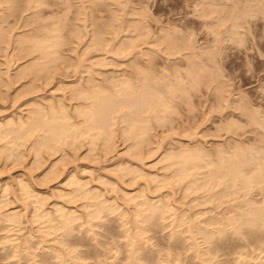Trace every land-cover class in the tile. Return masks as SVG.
I'll return each mask as SVG.
<instances>
[{
    "label": "rangeland",
    "instance_id": "obj_1",
    "mask_svg": "<svg viewBox=\"0 0 264 264\" xmlns=\"http://www.w3.org/2000/svg\"><path fill=\"white\" fill-rule=\"evenodd\" d=\"M212 1H214V2H212ZM221 1H222V3H221ZM234 1H236L235 7L238 8L237 9V13H238V10L240 11L241 9H240V5L238 6L237 4H240L239 1L244 3L245 0H234ZM234 1L233 0H230V1L229 0H220V1H218V0H46L45 4H41L40 6H33L32 5V7H29L28 9L23 7L24 3L22 4V1L20 3L17 2L16 3L17 5L14 4L15 6L13 5L12 6L13 8L9 7V9H8V7L6 8V4L5 5H3L4 3L1 4L6 8L5 11L8 10L7 12L4 11V13L8 14L10 12L9 11L10 8L12 10L13 9H16V10L13 11L12 16H9L12 20L11 21L9 18L10 22L13 23V24L10 23V25H13V28L11 26V28L13 29V32H10L9 28L7 27V29H5V33H4L6 35L8 30H9L10 34L13 33V35L11 34L12 35L11 37H9V35H7L11 39V40L8 39V41L10 40V43L7 42L8 46L6 47L5 43L2 44L3 43L2 41H4V40L0 41V42H2V43H0L1 44L0 48L3 46V49H5L4 52H6L4 54L3 52L0 51V62L2 61L0 63V65H1L0 69L2 68V70H3L6 68L5 67L6 63L3 61V60H5V57L10 55L11 52L16 51V53H19L18 52L19 47H17V49L15 50V47L18 46L19 44L17 45L16 43H13L15 45L14 46L11 43L12 38L15 36V34H17L19 37V33H21V32H23V33H24V31H25V33L30 32L31 36L29 35V37H31V39H33L32 37L35 34H38V32H39L38 36H42L41 33H45V32H43V28H44V30L48 29L47 32L50 31V33H51L52 29H54V30L56 29L55 33H56L57 37H55L56 41L54 40L55 42L53 43L52 47L54 48V45H57V46L54 48V50L56 52L54 54L53 53L49 54V55H52L51 57H53V59L51 57H49L50 59H48V61H47L48 64H46L47 66H44L43 69L41 68V70L38 68V71H36L35 73H33V71H31V73H29V76H27L25 78H19L18 82H15V85L13 84V87H11L9 90H7V92L5 94L0 92L2 94V95L0 94L1 95L0 96V120H5L6 117H11V116L14 119H18L19 118L18 116L25 119L24 117H25L28 109H30L32 106H34L33 104L35 102L40 101V104L42 102L41 105H43V106H44V104L49 105L48 103H50L51 106L53 104L52 107L55 106L54 109L56 108L57 110H58V107H60V105L63 104L62 108L64 107V109H66V111L67 110L69 111L68 115L70 116L72 114V116H70V117L73 120H71V118H70V120L74 123V126H75V124H76V112H75L74 108L76 107V102L78 103V102H81V100L83 101V98H79L81 100H79V99L77 100V98H75L76 92L73 93V94H75V96L73 95L74 98L72 97L71 92L76 90V88H75L76 84H82L84 82H86L85 84H89L87 82V80H88V77H90L91 81L93 78H95V79H93V82L95 80V82H97V83H94V85L96 84V87H99L101 84H104L106 82L108 83L107 80L110 79L112 76L118 77L120 74H127V76L133 74V78L132 77L131 78L133 79V81H136V79L138 80V79H140V77L136 76V78H134V76H135L134 74L141 75L143 71H148V70L151 72V73L148 72V74L150 73L151 77L154 74L156 76L158 75V76H160L159 79L160 78L162 79V77H163L165 82L166 81L169 82L168 80H170V82H172L171 80L176 78L179 80L178 82L182 81L181 83L183 84L184 82L187 81V79H186L187 77H185V71L187 70V68H188V71L189 70L191 71V68L189 69V64H190V62H192V60L197 61L195 64L196 67L194 68L195 71H197V70L199 71V69H197L199 66L197 63L200 62V71L198 72V74L201 71L202 72L205 71L204 68L201 67V65L204 63V59L207 55L206 49H207V51L209 50V56L211 55L210 53H212V56L209 57L207 55V58L205 59V65L206 66L205 65L204 66H205V68L207 67V64H206V61H207L208 66L210 67V71L213 74H210V76L208 78H207V76H205V77H206V79H210L211 75L213 76V78L217 77L218 81H217V79H215V81H217L216 84L219 83V86H217V89L222 85V87H221L222 89L220 88L221 89L220 93L222 92V90H224V89L225 90L223 91V93H221V96L216 95L218 91L217 90L215 91V89H216L215 81L210 82V80H209L210 83L205 82V79L202 76L200 78L204 79V82H203L199 78L200 75L197 77L199 79H197V78L196 79L194 78V79L197 80L198 82L201 81L202 84L200 82L198 87H197V85L194 86L196 88L193 87V85L195 83L194 84L191 83V85L193 84L192 85L193 88L187 85V87H189V89L187 91H189V92L188 93L186 92V95H184L185 93L180 92L182 89L180 91L177 89L175 92H177L176 95L178 97L173 99V95L175 96V94H174L175 92H174L173 95L171 96L172 98L170 101V103L171 102L174 104L176 103L175 104L176 108L173 106L175 111L172 108L171 110L173 112H171L170 109L169 110L166 109V111L163 112V114H165L168 111H170L167 114H165V115L169 114L168 116L171 118L170 121L168 122L167 117H165L166 119H164V115L161 116L162 113H160L161 118H163V124H162V120L160 121L161 124H158L159 121L157 122V120L155 119L156 120V122H155L154 117L151 116L152 119L149 118L151 120V123L149 122V125L151 124L152 126H150V130L148 127L146 128V131L148 132V134L146 132V135L149 137V143L147 144L148 138H147V142H146V139H143V141H142V139L140 138L139 141H141L142 143L145 142L144 143L145 145L143 144V146L141 144H138L139 145L138 148H140V151H139V149H136V148L132 149L131 147H130L131 150H129L130 148L128 145H130L132 143L131 142L132 140L130 141V139H131L130 137H128L130 139H127V138L124 139V136H122L120 134V132H121L120 125L122 123L119 124L118 121L117 122L115 121L114 123H112L113 128L115 126V129L112 130V135H111L112 140H111V137L109 138V141H108V139L105 140L103 138V140L101 142L100 139L102 138V136H100L98 138L96 137L95 143H93L94 140L92 142L94 145L93 144L90 145L91 141H89L88 135H87V137H84V138H83V135H81L82 139H79L77 142H76V140H77L76 135L72 136V137H75V138H73L74 140L72 138H70V136H71L70 135L69 138H68V136L67 137L64 136L62 141L56 140L57 144H55L56 141L52 140L51 142H54L55 146H53L54 144H52V143H51V145H50V143H48L49 145L47 144L45 147L42 146V147H44L43 149L41 147V150L40 149L35 150L33 147L30 148L31 147L30 144H31L33 139H28L29 141L27 140V138H32L34 136V135H30V137L28 136L27 138H25L24 139L25 141H23V142H22L23 139H21L22 145L17 144V149L15 148V150L17 152L14 151L15 154L17 153L16 156L14 155V156L8 157V155H6L7 154L6 150L4 149L5 150L4 152L6 154H3V151L1 150L2 154H0V195H1L0 199L1 200H7V201H5L4 203L0 202L2 205L4 204L0 208V212L4 213L5 211L6 212H8L10 210L15 211L18 209L17 212H19V215L21 216L20 217L21 218L20 219L21 224L19 223V226H21V228H19L18 225H16V228H15V225H13V226L9 225V227L11 226L12 228L9 229L8 231H7V228H4V230L3 229L0 230V232L3 235L7 234V233H11L10 238L13 239L12 241H13L14 245H16V243L18 244V242L20 243V244H18V247L15 246V250L17 249V251L15 252L16 255L10 258L11 261L7 260V259H2V260H0V262H1L0 264H15V263L16 264H32V263L33 264L34 263L35 264L36 263L37 264L38 263L39 264H46L47 262L49 264H60L59 258L62 259L61 260L62 264H68V262H69V264H78V263L79 264H81V263L82 264H92V263L93 264H110V263L111 264L112 263L113 264H132V259H134L133 255L136 258V260L135 259L133 260V262L135 261L133 264H157V262H158V264H161L160 261H162V264L163 263L167 264V263H165L166 261L164 262V259L166 257H167L166 258L167 262H169L168 264H171L172 261H173L172 264H177V261H178L177 256L178 255H179L178 256L179 260L181 261V262L178 261V264H204L205 259H206V258L202 259L205 256L204 251H205V253L207 251V253H208V254L206 253L207 256L211 255V257L205 256V257H207L205 264H219V262H220V264H222V263L227 264L226 259L230 260V258L235 256V254H232V253H231L232 255L231 254L229 255V253H228L229 256L228 257L226 256L227 255L226 252L229 251V249L233 245L234 241H235L234 242L235 244L240 243L242 245L243 248L238 246L239 250L245 249V247H246L247 251H245V252H248L249 251L248 248L249 249H250V247L252 248L253 244L250 245V242L249 241L247 242L246 236H242L244 234H241V233L237 234V233L232 232V230H230V232H229L230 234H227L229 230H224L223 231L224 233L221 232V234L223 233V235H220V233H219V235H218L219 237H218L217 236L218 233H217L215 236H213L212 237L213 240H211L212 241L211 242L207 239L206 240L204 239V237L202 235L203 232H201V230H197L198 229L197 226H196V228H197L196 229L194 224L192 225V223L191 224H188V223H189V219H191L190 222L193 221L195 223V220L198 221V218H200V219L205 218V219H207V222H208L209 218H211V217L212 218H218L219 216L225 214V212L228 215L227 211H229V209H230L228 207L231 206V208H232V205L234 204L233 201L235 203L238 202L239 197H240L239 202L240 203L242 202V205H243L244 199H247V198L253 200L257 196L256 200H259V198H261L262 194L259 190L258 191L256 190L257 188L255 190L252 189L253 190L252 192L251 191H249V193L247 192L248 196H247V193L243 194V193H241V191H239L241 194L237 193L236 197L237 196H239V197L238 198L234 197L235 198L234 200L233 199L231 200V196L233 198L232 194H231V196H230V194L224 196L223 197L224 199L221 197L219 200V198H217V196L219 197V192L218 193L215 192V195L211 194L212 197L210 195L208 197L207 193L208 194H210V193L208 191L206 192V190H207L206 186L203 187V186H200L197 184V186L195 185L197 187V188L195 187L196 190H195V188H193L192 191H191V189L187 190V185L185 186L184 182H188L187 181L188 179H186V177L190 178V176L184 177L185 179L181 178L182 180L180 179L179 182H177L175 180H174V182L172 181L175 178V176H173L175 173L174 167L175 168L177 167L176 163L178 160L175 159V161H176L175 163L173 161H174V158H177V157L174 156L173 161L169 160L170 162L166 161L167 158H165V156H163L165 158V160L162 159V155H165L164 152H166L168 154L170 152L173 155V153L176 154V151H178L180 153V151H181L180 149H182V151H183V149H189V147H190V149L192 147H193L192 149H199L200 148L203 151L206 149L205 152H207V153H208L207 150H209V153H211V156H213L217 152L218 147H224V149L229 151V149L231 150L233 148V146H235L236 143H239L238 147L239 146L241 147V145H242V146H245V148L248 147V149L250 150V148H253L254 147L253 145L254 144L256 145L258 142L257 139H256L257 142H255V139H253V138H257V136L259 137V134L257 135L258 132H256V126L255 125L253 126L251 122H250L251 123L250 124L246 120L247 119L246 115L244 114L245 115L244 116L243 113L240 112L241 109L237 108V106L235 108V104L239 100V101H241L240 103L247 105L248 108H250L249 106H251V107L253 106V107H255V108L252 107L253 109L257 108V110H259L261 108L260 111L264 110V94H263L264 93V49H263L264 48V25H263V21H262V19H264V17L261 16V14H260L261 11H262V13L264 12V10H263L264 7L261 4L264 0H259V2L262 1L260 3L262 10H260V13H258L259 15L257 13H254V14H256V16L255 15L251 16L252 11L250 13L248 12L250 10H248V11L246 10L247 12L245 11L246 13L250 14V18H249V15L248 16L245 15L246 13L244 12V10L248 8V6L246 8V6H245L246 3L243 5L241 3V8L243 6L245 7V9L242 8L241 14H242V12H244L243 15H245V17L247 18L246 20H248L249 22L244 20L241 17L242 21H243L241 23L240 22L241 18L239 17V24L240 23L242 24V27H240V28L237 26L238 32L240 30L242 31L241 36L238 34L239 38H241L239 40V44H238V46L240 45L239 47H237L238 40L236 41V39H235V38H238V36L237 35H236L237 37H235V35L232 36L233 33H232V31H230L231 36H232V39H231L229 29H228V27H226V26H229V24H231V22L229 23L228 20H231L235 16L234 15L235 12L231 11L234 16L231 15L232 16V17L230 16L231 18L230 17L227 18L228 16L226 14V12H227L226 7L228 6L229 8L233 9V7L231 6L230 3L233 2L232 4H234ZM252 1L253 0H249V2L254 3V5H255V2L258 4V5H255L257 7V10L261 9V8H259L260 6H259V3L257 2L258 0H256L255 2H252ZM223 2H224V4H223ZM246 2H248V1H246ZM18 4L20 5V7ZM210 4H211V7L209 6ZM217 4L220 5L219 6L220 9L224 5V7H223L224 9L222 8L224 11L221 13H223L224 17L226 14L227 17H225V18L227 19V21L223 17V15H221L219 13V17L221 15L222 18H224V20L226 21L225 22L223 20L224 26L221 22L219 24L217 23V18H218L217 15H218V12H220V10H218L219 8H218ZM226 4H227V6H226ZM212 5L213 6L215 5V9H214V7H212ZM247 5H248V3H247ZM204 7L206 8V10ZM235 7L233 10H235ZM254 7H253V9H254ZM256 7H255V9H256ZM200 8H202V9H200ZM203 8L206 11V15L203 12L204 11ZM212 8H213L214 12L211 10ZM200 10H201V12H200ZM209 10L211 12H209ZM228 11H230V9ZM256 12H259V11H256ZM237 13H236V16H237ZM9 14H12V12H10ZM26 14H28V15L26 16ZM39 15H40V17L43 16L42 17L43 20H41L42 25H43V22H45V21H46V26L49 25L47 27V29H45L46 26L41 25ZM36 16H38V17H36ZM254 16H255V18H254ZM23 17H25L26 20ZM260 17H261V19H260ZM27 18H29V21L27 20ZM237 18H238V16H237ZM24 20H25V23L27 22L25 24V26H23ZM220 21H222V20H220ZM110 22H112V23H110ZM39 23L43 28L39 27ZM94 23H96V24L98 23V25L101 24V27L104 24L106 26L109 24V27L107 26L108 27L107 30H105L104 27L101 28V30L102 29L105 30L104 33H103L104 30L102 31V34H104L103 35L104 38H102L103 36H101L102 41L98 40V42L99 41L101 42V45L99 42V43H97L96 47H93L95 44L93 46L91 45V42H92L91 36L94 34L92 28H94V26H96ZM244 23H246V25H244ZM247 23H248V27H249L248 30H246L247 29L246 28ZM76 24L79 25V26H77V30H78V27H80L79 29L81 30V31L78 30L79 31L78 33L75 31ZM213 24L215 25L217 30L215 29ZM207 25L209 27L211 26V28L208 27L209 28L208 29ZM133 27H135V28H133ZM225 27H226V29H225ZM38 28L39 29L41 28L42 30L41 29L38 30ZM98 28H100V27L98 26ZM223 28L226 30L227 34L229 32V35H228V36H230L229 38H228L226 32H224ZM244 28H246V29H244ZM210 29L212 30L214 35H211L212 32L210 34ZM213 29H215V30H213ZM94 30H95V28H94ZM138 30H140L141 33L138 34ZM207 30H209V32ZM40 31H41V33H40ZM249 31L251 34H249ZM214 32H217V33H214ZM242 33H243V35H242ZM7 34H9V33H7ZM163 34H166L167 36H171V39L169 38V42H172V43H173L172 39L174 40V35L177 38L174 41V43L177 44L176 49L174 51H173V49L175 48V46L173 48V44L171 45L172 50H170V48L167 49V42L164 43L163 41L162 42L159 41V40H161V38H162L161 35H163ZM43 35H45V34H43ZM219 36L221 37L220 39H218ZM222 36L224 37L223 38L224 40L222 39ZM182 37L184 39L185 44L187 41L188 46L190 45V48L187 46H186L187 48H184V46L182 47L181 44L184 43V42L182 43V41L180 40V38H182ZM225 37H226V39H225ZM21 38L23 39V36H21ZM21 38H20V40H21ZM37 38H39V37H37ZM158 38H160V39L157 40ZM165 38L167 40V37L164 36V41H165ZM14 39H16V38L14 37L13 40ZM178 39H179V43H177ZM221 39H222V42L220 41ZM103 40L106 41L105 44H104ZM131 40L133 42V44L131 43V46L133 49L128 48V49L120 52L119 51L120 45H124V44L127 45L125 42L130 43ZM241 40H243V42ZM18 41H16V42H18ZM19 42L21 43L22 41H19ZM217 42H218V44L221 42L220 43L221 45L218 46ZM193 43H194V45H193ZM98 44L101 47L98 46ZM168 47H169V45H168ZM210 47H211V49L213 48V51L215 49V51L214 52L210 51ZM53 48H51V49H53ZM1 50H2V48H1ZM48 50H50V48ZM203 52H204V54H203ZM2 53H3V55H2ZM16 53L11 54V55H13V57L11 56L12 60L8 56V59L10 58L8 60V64L11 65V66L9 65L10 68H8V69H9V72H11V73L15 72L20 67V65L23 64L24 62L26 63L28 60L32 61V59H34V57L38 54L36 52V50H34L30 53H29V51L26 52V50H25V53L23 51V53L21 52V53L17 54L20 56L19 58H17ZM200 53H201V56H199ZM6 54H8V55H6ZM197 54H199V55H197ZM202 56H205V57H202ZM208 57L210 58V61H213V62L210 63ZM35 59H34V62L37 61V56L35 57ZM245 59H246V62H245ZM199 60H202V61H199ZM31 61H30V66L32 67L33 66L32 64H35V63L31 64ZM3 62L5 63V66L2 65ZM9 62H11V63H9ZM38 66H39L38 64L37 65L35 64L32 68L35 70V68H37ZM192 66L194 67V64ZM192 66H190V67H192ZM212 66H213V69H211ZM192 71H193V69H192ZM195 71H193V73ZM205 73H206V71L204 72V74ZM209 73L210 72L207 70L206 74H209ZM32 74H35L33 79H31ZM36 74H38V75H36ZM186 74H187V72H186ZM193 75H195V73ZM214 75H216V77ZM156 76H154V77H156ZM195 76H197V75H195ZM114 77H113V79H114ZM29 78H30V81H28ZM90 78H89V82H90ZM161 79H160V81H161ZM110 81H111V79L109 80V85H110ZM219 81L221 82V85H220ZM24 82H26V83H24ZM76 82H78V83H76ZM162 82L164 83V81H162ZM174 82H176V80L175 81L173 80V83ZM198 82L196 84H198ZM163 83H162V85H163ZM203 83L205 85H203ZM208 83H209V85H208ZM90 84H91V82H90ZM92 84L90 86H93ZM188 84L190 85V82ZM206 84H207V86H206ZM21 85H23L24 87H22V90L21 89L18 90V87H20ZM109 85L105 84L104 86H109ZM162 85L160 86L161 88H162ZM84 86H86V85H84ZM261 86L263 87L262 89H261ZM72 87H74L73 90H72ZM93 87H95V86H93ZM4 91H6V89H4L2 92H4ZM179 92L182 93L184 96H182V95L179 96ZM219 97H221V98L224 97V98L222 99V101H220L221 99H219ZM216 98L219 99V101H217V102H221L220 106L218 103H217L218 106L216 105ZM242 98H243L244 102H242V100H241ZM226 99H227V101H226ZM43 101H46V102H43ZM52 101H53V103H52ZM245 101H246V103H245ZM227 102L228 103L230 102V104H228ZM30 103H32L31 104L32 106H29ZM226 104L228 106H226ZM46 105H45V109L47 108V110H49V112H51L50 111L51 108L48 109V106H46ZM50 105H49V107H51ZM56 105H57V107H56ZM171 106H172V104H171ZM49 112H48V114H49ZM28 114H29V112H28ZM117 114H119V112H117ZM116 120H118V119L116 118ZM164 120H166V121H164ZM227 121L228 122L232 121L233 124L236 123L239 126L238 125L236 126L235 124H234V126H233V124L230 126L231 123L228 124ZM112 124H111V127H112ZM147 125H148V123H147ZM72 126H73V124H72ZM235 127H236V129H235ZM257 129L259 130L260 134L264 130V129L262 130V128L261 129L257 128ZM114 130H115V132H114ZM39 133H41V132H39ZM149 133H150V135H149ZM255 135H257V136H255ZM81 136H80V138H81ZM84 136H86V135H84ZM261 136H264V135L261 134ZM144 137H146V136H144ZM150 137H151V139H150ZM66 138H68V139H66ZM78 138H79V136H78ZM260 138L262 139V137H260ZM98 139H99V141H98ZM30 140H31V142H30ZM70 140H71V142H70ZM59 142L61 143V145L59 144L60 146L58 145ZM103 142L104 143L106 142L107 144H103ZM110 142H111V146L109 145ZM76 143H78L77 147H76ZM18 145L21 146L20 149L18 148L19 147ZM140 145H141V147H140ZM90 148H91V152H90ZM87 149L89 150V152H87L88 151ZM215 149H216V151H215ZM141 150H143V151H141ZM18 151L21 152V154H19ZM36 151H38L37 154H35ZM130 151H133V153ZM126 152L128 154L130 153V155H127ZM138 152H139V156L141 159L138 157ZM133 154H135L134 157H133ZM168 154H166V155H168ZM4 155L6 157H3ZM169 158H170V156H169ZM171 162L173 163L172 165H171ZM120 163H123V164L120 165ZM125 165L126 166L128 165V167L130 166L129 167L130 169L133 168L132 169L133 171L131 170V172L128 173L127 171L130 170L128 167L124 170ZM164 165H165V167H164ZM131 166H133V167H131ZM134 166L136 168H139V171L141 170V173L138 172L139 174L137 173V170H136L135 175L133 174L135 177L130 175V174H132V172H134V169H135ZM121 167H123V169L120 171L118 168H121ZM169 168H170V170H169ZM170 171H172V172H170ZM200 171L202 172V170H200ZM204 171H203V173H204ZM166 173H167V175H166ZM154 175H155V177H154ZM160 175L162 177L164 176L163 179H161ZM201 175H202V173H201ZM152 176H153V178H151ZM132 177L134 179H132ZM167 177L169 179H167ZM139 178H142V179H139ZM68 179L71 182V184H70V182H69V184L67 183ZM72 179H74V182ZM77 179L80 181V183L81 182L84 183L83 184L84 187L86 185V187L89 188L88 189L89 195L91 192L89 190L91 189V187H93L91 189L92 192L96 191L94 193V195L96 194L99 196L97 201L94 202V200L97 197H95V199L91 195L88 197V193H87L83 197H85V198L87 197L86 200H88V202H86V203H91V201H92V203L86 204L85 198H83V199L79 198L80 196L82 197V195H80V194H82L81 191H83V189L79 190L80 194H78V196H76V191L74 188L76 187ZM87 180H88V182H87ZM158 180L160 183H158ZM170 180H171V182H170ZM20 182H22V184H23V182H24V184L26 183L25 187L31 189V190L30 189L28 190V193L33 191V193H32L33 196H31L32 194L31 195L28 194L26 189L24 190V192L26 191L25 194H27L28 197H27V195L19 192L20 189L18 190L17 186L20 187V184H19ZM144 182H146V184ZM198 183H199V180H198ZM71 185H74V187ZM83 185H82V188H84ZM198 186H199V188H198ZM159 187H161V188H159ZM185 187H186V189H185ZM202 187H203V189H202ZM4 188H7L6 191ZM87 188H86V190H87ZM200 188H201V190H200ZM72 189H73V191H72ZM183 189H184V191L182 192ZM214 189H215V191H218L216 189H219V187H216ZM98 191H99V194H98ZM84 192H85V189H84ZM128 192L131 195H129ZM138 192H139V194H138ZM211 192H213V191H211ZM250 192H251V194H250ZM168 193H170V194H168ZM140 194H142L141 198H140ZM161 194H163V196H161ZM2 195L4 197H2ZM40 195H42V197ZM135 195H136V197H135ZM144 195H146V196H144ZM165 195H166V198L168 197L167 202L169 199L168 210L166 209L167 208V205H166L167 202H166V204H162L164 206L166 205V208L164 206H161V207H164L161 209L164 211L160 212V216L157 213L158 214V215H156V216H158L157 220H156V218H152V216H150V218L146 217V222H143V221H145V215L148 213H147V211H146V214L144 212V210L146 208L145 209L143 208V211H139L138 205L140 207L142 205H143V207H145V206H147V201H148V204H150L151 200H152V204L154 203L156 205H159L160 201L157 202L158 199H161V203H163L165 201V199H164ZM5 196L7 199L5 198ZM34 196L35 197L38 196V198L39 197L42 198L41 201L37 200L38 203H39V201L42 202V203H40V204H42V207L40 206V204H38L36 202V205L38 204L39 205L38 208H40V209H38V211L41 212L42 216L44 215V213H42L44 211L47 212V214L45 212V216L49 215L48 216L49 218H51L50 214H51V216L54 215L55 218L50 219V221L52 223L51 227L48 225V223H50L49 220H47V219L46 220H43V219L39 220L38 219L41 216L40 217L38 216L39 212L36 213V210L34 207L35 204L31 203L32 201H34L33 203H35L36 199L35 200L30 199ZM213 196L214 197L216 196L214 198V200H213ZM243 196L245 198L242 201ZM253 196H255V197H253ZM90 197L93 200L91 199L89 201L88 198H90ZM162 197H163V199H162ZM201 197L204 199H202ZM146 198H147V201H143ZM208 198H210V199H208ZM228 198H230V200ZM211 199H212V202H211ZM216 199H217V201H216ZM227 199H228V202H226ZM100 200L104 201L103 206L104 205L107 206V204L109 203L111 209L107 210L106 208L108 206L107 207L104 206L103 207L104 211H103V209L101 207L100 209H102V211H100V216H99V214H96L98 219L97 218L94 219L95 216H93L90 213L92 216V218H91L92 221H91V219H89L90 214L88 215L87 212H93L95 210L98 202H100ZM137 200L139 202H141V201L146 202L145 206H144V203L142 205L138 204L139 202ZM203 200H205V201L203 202ZM134 201H136L137 203L135 204ZM215 201H216V203H214ZM220 201L224 202V204ZM125 202H127V203H125ZM132 202L134 203L133 204L134 206L136 205L135 208H138L137 210L140 212L139 216H138L137 211L135 213H137L138 220H139V218H141L142 224H140L138 220H137V222L139 224L138 223H137V225L135 224L136 219L134 218L133 214L136 216V214L134 213V211L136 209L132 205ZM217 202H218V204H217ZM83 203H85V205H83ZM93 203H95V204H93ZM228 203H229V205H228ZM1 204H0V206H1ZM173 204H175V205H173ZM31 205H32V207H31ZM237 205L239 208L240 204L237 203ZM242 205H240V208L245 207L244 205L243 206ZM60 206H62L64 209H66V211L63 210L64 212L62 213V210H61L62 207H60ZM93 206H95V207H93ZM101 206H102V203H101ZM172 206H173V208H172ZM225 206L228 209H226ZM33 207H34L35 213L37 214L38 217H36L34 215V218H33L32 214H35V213H33V211H34ZM56 207L61 208L60 212L62 214L67 212L69 209L72 210L71 213L68 212L71 215V219L67 218V219H69L70 227H71L72 217L74 216V214L72 216V212L77 213V215L75 214V216H76L75 221L76 222H74V226H73V221H72L71 229L73 228L72 229L73 232L71 230V235L68 234V233H70V229L68 230V233H67L68 228H66V225H64V228H66V230H64V232H63V230H62L63 227L61 225L62 223L60 222V220L62 219L61 218L62 215L59 216L60 215L59 211H57V214H54V213H56ZM85 207H86V209H85ZM170 207H171V209H170ZM187 207H190V210ZM88 208H90L91 210L90 209L87 210ZM234 208H236V207L234 206ZM54 209H55V211H54ZM84 209H85V211H84ZM140 209L142 210V207ZM121 210H123V211H121ZM146 210H148V209H146ZM188 210H189V212H188ZM107 211H109V212H107ZM125 211L128 212V214L125 213ZM210 211L212 214H209ZM20 212H21V214H22V212H24L22 214L23 216L20 214ZM48 212H49V214H48ZM85 212L89 216V218L86 216ZM199 212H201V213H199ZM161 213H163L162 216H161ZM183 213H184V215H182ZM94 214H95V212H94ZM117 214H119V215H117ZM124 214H125V216H124ZM169 215H170V217H169ZM171 215H173V216L171 217ZM63 216L67 217L66 215H63ZM131 216H133V218ZM153 216H155V215H153ZM178 216H180V219L182 217L183 220L181 222H179L180 220L178 221V219H177ZM183 216L185 217V220H184ZM64 217H63V221H64ZM193 217L194 218L198 217V218L194 220ZM170 218H171V220H170ZM133 219H135V220H133ZM161 219H162V221H161ZM200 219H199L198 223L196 221V225L199 224L198 226H201L203 221L206 223L205 219L203 221H202V219L201 220ZM141 220H140V222H141ZM86 221H87V223H86ZM156 221H158V223ZM66 222H67V220H66ZM88 222H89V224H88ZM160 222H161V224H160ZM186 222H187V224H186ZM39 223L40 224L42 223L45 226L42 224L39 225ZM51 223H50V225H51ZM98 224H99V226H98ZM174 224L176 225V227ZM179 224L181 225V227L179 226ZM79 225H80V227H79ZM138 225H140V227ZM184 225H186V227H187V225L194 226L195 231L193 230L194 228L191 227V231L193 230L192 232H193L194 236H192L193 234L191 233V231L189 232V230L188 231L186 230ZM202 225L204 226V224H202ZM206 225H207V223H206ZM56 226H57V228H56ZM42 227H43V229H42ZM207 227H210V225L208 224ZM38 228H41L42 230L38 229ZM139 228H141V229H139ZM88 229H90V230H88ZM172 229H173V231H172ZM196 230L199 231V233L196 232ZM15 231H16V233H15ZM136 231L139 233V234H137V236L138 235H140V236H138V237L136 235L134 236L135 238L133 239L134 240L133 242L136 244H133V246L134 247L138 246L137 249H139V250H137L136 248H135L136 249L135 250L134 247L132 245H130L133 243L131 241V238H130V243L127 242V240H129V237H131L130 234H132V236H133V234ZM213 231H215V230H213ZM178 232H179V234H178ZM184 233H186V234H184ZM2 234H0V235L3 236ZM176 234H178L179 236ZM189 234H192L191 236H189L190 238L188 237ZM16 235L18 236V238ZM69 235H70V237H69ZM125 235H127V236H125ZM172 235H173V237H172ZM175 235H176V237H175ZM226 235H227L228 243L225 240ZM1 236H0V255H2L4 257L5 253L8 250L6 248H3L2 243L4 242V240L1 241V239H2ZM15 236H16V238H15ZM141 236H142V238H141ZM237 236H238V239L232 240V242H231V239H233L234 237L236 238ZM124 237H125V240H124ZM126 237H127V240H126ZM186 237H188V238H186ZM196 237L198 239H196ZM229 237H231V238H229ZM63 238H64V240H63ZM136 238H138V239H136ZM192 238L195 240V241L193 240L195 242V245H193L194 242L192 241ZM217 238H219V240ZM24 239H26V240L28 239V241L25 242L26 240H24ZM178 239H182V240L178 241ZM229 239H230V242H229ZM201 240H202V242H201ZM245 240H246V242H245ZM23 241H24L25 246L27 248L29 246V249H27V248L23 249L22 248V246L24 245ZM95 241L97 242V244ZM224 241H225V245H223ZM63 242H66V243L63 244ZM218 242L219 243L222 242V243H220V244H222L221 247H223V246H225V247L222 249ZM55 243H56V245H55ZM207 243H209V245ZM210 243H211V246H210ZM106 244H107V246H106ZM196 244H197V246H196ZM216 244H217V247H216ZM110 245H111V248H110ZM247 245H248V248H247ZM52 246H53V248H52ZM129 246L130 247L132 246L133 249L130 248ZM180 246L182 247L181 249H180ZM196 247L199 249H197ZM210 247L211 248L213 247L212 251H210L211 250ZM238 247L235 249L238 250ZM47 248H49V250ZM189 248H192V249H189ZM186 249H187V251H186ZM214 249H215V252H214ZM220 249H222V250H220ZM225 249H226V252H225ZM255 249H257V248H255ZM24 250H25V252L27 250V252L25 254H24ZM50 250H51V252H50ZM112 250H114V251H112ZM181 250L182 251L184 250L185 252L184 251L181 252ZM199 250H201V254H200V252H197ZM254 250H253V252H255V253L253 255L257 254V257H256L257 260L254 261L253 258H252L253 261L246 259L247 261L245 264H253V262L255 264H257V263L258 264H264V262H263L264 258L262 256L263 252L261 254V251H259V249L255 250V251ZM20 251H21V254H20ZM71 251H72V253H71ZM135 251H137L136 254H135ZM173 251H174V254H173ZM222 251H223V253H222ZM256 251H258V252H256ZM69 252H70V254L68 257L67 253H69ZM110 252H112V253H110ZM130 252H132V253H130ZM242 252H244V251H242ZM253 252H249L248 254H251V257H252ZM106 253H107V255H106ZM62 254H63V256H62ZM248 254L245 255V257L248 256ZM259 254L261 255V257ZM17 255H18V257H17ZM137 255H138V257H137ZM142 255L146 256L147 262L144 261V260H146L145 258L142 259L143 258ZM175 255H176V258H175ZM198 255H199V257H198ZM2 256H0V257H2ZM54 256H55V258H54ZM65 256H66V258H65ZM161 256H163V257H161ZM193 256H194V258H193ZM196 256H197V258H196ZM70 257H73L74 263H72ZM96 257H98V259ZM200 257H201V259H200ZM217 257L220 259H218ZM33 258L35 260H33ZM129 258L131 259L130 263H129V261H130ZM161 258H162V260H160ZM223 258H224V261H223ZM260 258H262V259H260ZM16 259H17V262H16ZM168 259H170V261H168ZM172 259H174V260H172ZM208 259H209V261H208ZM212 259H214V260H212ZM67 260H68V262H66ZM141 260H143V261H141ZM148 260H150V261H148ZM156 260H157V262H156ZM158 260H160V261H158ZM244 260H245V258H244ZM211 261H213V262L211 263Z\"/></svg>",
    "mask_w": 264,
    "mask_h": 264
},
{
    "label": "bare ground",
    "instance_id": "obj_2",
    "mask_svg": "<svg viewBox=\"0 0 264 264\" xmlns=\"http://www.w3.org/2000/svg\"><path fill=\"white\" fill-rule=\"evenodd\" d=\"M22 1V4H23V7L24 8H26V9H28L29 7H32V5L33 6H40L41 4H45V2H46V0L44 1V0H0V5L1 4H3V5H5L6 4V8L8 7V9H9V7H11V8H13L12 6L15 4V5H17L16 3L17 2H21ZM218 1H220V0H218ZM230 1V0H229ZM234 1V0H233ZM246 1H248V2H246ZM256 0H253L252 2H255ZM212 2H214V1H212ZM217 2V1H216ZM226 2V1H225ZM258 3H259V6H260V3L262 2V1H260L259 2V0L257 1ZM211 3V2H210ZM218 3V2H217ZM221 3H222V1H221ZM233 2H231L230 4H231V6L233 7V9H234V7H235V3H236V1H234V4H232ZM239 3L240 4H237L238 6L240 5V11L238 10V13H237V9L238 8H236L235 7V10H233L232 8H229L228 6H227V4H226V10H227V12H226V14H227V16H226V14H225V17H227V18H229L231 15H233V13L232 12H235V16L231 19V20H228L229 21V23L231 22V24H229V26H226V27H228V29H229V32L230 31H232V33H233V35L232 36H234L235 35V37H237L238 36V38H235L236 39V41L238 40V43H237V47H239L238 46V44H239V40L241 39V38H239V35L241 36V30L238 32V28H237V26L240 28V27H242V18L244 19V20H246L247 18L245 17V15H249V18H250V14H248V13H246L248 10H250V11H248L249 13L252 11V13H251V16H253V15H255L256 16V14H254V13H260V10H262V7L260 6H258L259 8H261V9H258L257 10V7L255 6V5H258L256 2H255V5H254V3H250L249 2V0H245L244 1V3H242V2H240L239 1ZM241 3H242V5L243 4H245V6H246V8H247V6H248V8L247 9H245V7L243 6L242 8L243 9H245L244 10V12L246 13L245 15H243V13L244 12H242V14H241V11H242V8H241ZM247 3H248V5H247ZM264 1L261 3L262 4V6L264 7ZM213 4V3H212ZM223 4H224V2H223ZM250 4V5H249ZM252 4V5H251ZM3 5H1L0 6V41L1 40H4V41H2V42H0V43H2V44H4L5 43V45H6V47L8 46L7 45V42H9L10 43V38L9 37H11L12 35H13V33H11L10 34V32H13V25H10V23L11 24H13L12 22H10V20H11V18L9 17V16H12L13 15V11H15L16 9H11L10 8V12H12V14H7V13H4V11L6 10V8L3 6ZM10 5V6H9ZM14 5V6H15ZM19 5V4H18ZM25 5V6H24ZM216 5V4H215ZM215 5L213 6L212 5V7H214V9H215ZM218 5V4H217ZM22 6V5H21ZM210 7H211V4L209 5ZM219 6L220 5H218V8H219ZM250 6V7H249ZM256 7V9H255V7ZM19 7H20V5H19ZM22 7V8H23ZM203 7V6H202ZM223 7H224V5H223ZM222 7V8H223ZM253 7H254V9H253ZM17 8V7H16ZM205 8V7H204ZM204 8H203V10H204ZM218 9V10H220V12H218V18H217V23L219 24L220 22L223 24V26H224V22H223V20H224V15H223V13H221V12H223L224 10V8L223 9ZM200 9H202V8H200ZM230 9V11H228ZM232 9V10H231ZM12 10V11H11ZM205 10H206V8H205ZM203 11L204 12V14L206 15V11ZM213 12H214V10H213V8L211 9ZM259 11V12H256V11ZM264 10V9H263ZM8 11V10H7ZM7 11H5V12H7ZM216 11V10H215ZM232 11V12H231ZM255 11V12H254ZM200 12H201V10H200ZM202 12V13H203ZM209 12H211L210 10H209ZM231 12V13H230ZM219 13L221 14V15H223V17L224 18H222V16L220 15V17H219ZM230 13V14H229ZM236 13H237V16H238V18H237V16H236ZM229 14V15H228ZM261 16H263L264 17V12L262 13V11H261ZM28 14H26V16H27ZM36 15V14H35ZM259 15V14H258ZM25 16V17H26ZM255 16H254V18H255ZM25 17H23L25 20H26V18ZM36 17H38V16H36ZM43 17V16H42ZM42 17H40V15H39V18H40V23H41V25H42V22H41V20H43V18ZM232 17V16H231ZM230 17V18H231ZM239 17L241 18L240 19V24H239ZM245 17V18H244ZM9 18H10V20H9ZM45 18V17H44ZM252 18V17H251ZM219 19V20H218ZM226 19V18H225ZM237 19V20H236ZM260 19H261V17H260ZM25 20H24V25L23 26H25V24L27 23H25ZM27 20L29 21V18H27ZM220 20H222V21H220ZM12 21V20H11ZM225 21V20H224ZM226 21H227V19H226ZM225 21V22H226ZM246 21H248V20H246ZM245 21V22H246ZM262 21H263V25H264V19H262ZM249 22V21H248ZM40 23H39V27H42V26H46V21L45 22H43V25L41 26L40 25ZM110 23H112V22H110ZM214 23V22H213ZM216 23V24H217ZM96 26H94V28H95V30H94V28H92V30H93V35L91 36V40H92V42H91V45L93 46L94 44V46L93 47H96L97 46V43H99L98 42V40H101L102 41V39H101V36H103L104 34H102V31L105 29V30H107V28L109 27V24L106 26L105 24L101 27V24L100 25H98V23L96 24V23H94ZM107 24V23H106ZM215 24V23H214ZM213 24V25H214ZM217 24V25H218ZM227 24V25H228ZM212 25V26H213ZM216 25V26H217ZM221 25V24H220ZM240 25V26H239ZM244 25H246V23H244ZM11 26H12V28H11ZM49 25H47L46 27H45V29H47V27H48ZM77 26H79V25H77L76 24V26H75V31L78 33L79 31H81L79 28L80 27H78V30H77ZM98 26L100 27V28H98ZM206 26V25H205ZM7 27L9 28V30H10V32H9V30L7 31V33H9V34H7L6 33V35L4 34L5 33V29H7ZM97 27V28H96ZM104 27V29H102L101 30V28H103ZM106 27V28H105ZM113 27V26H112ZM137 27V26H136ZM209 26L207 25V28H208ZM214 27H215V25H214ZM213 27V28H214ZM226 27H225V29H226ZM43 28V27H42ZM133 28H135V27H133ZM209 28H211V26L209 27ZM208 28V29H209ZM231 28V29H230ZM247 28V29H246ZM246 28H244V29H246V30H248V23H247V27ZM263 28V27H262ZM41 29V28H40ZM39 28H38V30H40ZM139 29V28H138ZM215 29H216V27H215ZM215 29H213V30H215ZM224 29V28H223ZM224 29V32H226V30ZM42 30V29H41ZM50 30V29H49ZM53 30V31H52ZM51 30V33H50V31L49 32H47L48 31V29L47 30H44V28H43V32H45V33H41V31H40V33H41V35L42 36H38V34H39V32H38V34H35L32 38L33 39H31V37H29V35L31 36V33L29 32H26L25 33V31H24V33L23 32H21V33H19V37L21 38V36H23V39L21 38V40H20V38L18 37V35L17 34H15V38L16 39H14L13 40V38H12V45H14L13 43H16L18 46H16L15 47V50L17 49V47H19L18 48V52L19 53H23V51H24V53H25V50H26V52H28L29 51V53L30 52H32V51H34V50H36V52L38 53L36 56H37V61H35L34 62V59H35V57H34V59H32V61L31 60H28L26 63L24 62L23 64H21L20 65V67L15 71V72H13V73H11V72H9V69L8 68H10L9 67V65L10 64H8V60L11 58V56L13 57V55H11V54H15L16 53V51L15 52H11V54L10 55H8V54H6V55H8L10 58L8 59V56L7 57H5V60H3L5 63H6V66H5V63L3 64L2 63V65H4L5 67V69H3L2 70V68L0 69V92L1 93H6L7 92V90H9L11 87H13V84L15 85V82H18V79L19 78H25V77H27V76H29V73H31V71H33V73H35L36 71H38V68L41 70V68L43 69V67L44 66H47L46 64H48V59H50L49 57H51L52 55H49V54H51V53H55L56 51L54 50V48L57 46V45H54V48L52 47L53 46V43L56 41L55 40V37H57V35H56V29L54 30V29H52ZM105 30L103 31V33L105 32ZM217 30V29H216ZM243 30V29H242ZM27 31V30H26ZM74 31V32H75ZM140 30H138V34L139 33H141V31L139 32ZM208 32H209V30H207ZM211 32H212V30L210 29V34H211ZM218 32V31H217ZM217 32H214V33H217ZM229 32H228V34H227V32H226V34H227V36L229 35ZM263 32V31H262ZM220 33V32H219ZM223 33V32H222ZM43 34H45V35H43ZM167 34V33H166ZM166 34H163V35H161L162 36V38H161V40H159L160 38H158L157 40H159V41H163L164 43H166L167 42V49H169L170 48V50H172L171 48H172V44H173V48H174V46H175V48L173 49V51L176 49V46H177V44H175L174 43V41H175V39H177L176 37H175V35H174V40L172 39V41H173V43L172 42H169V38L171 39V36H167ZM170 34V33H169ZM168 34V35H169ZM224 34V33H223ZM239 34V35H238ZM249 34H251L250 33V31H249ZM248 34V35H249ZM7 35H9V37L7 36ZM211 35H214L213 34V32H212V34ZM222 35V34H221ZM225 35V34H224ZM237 35V36H236ZM242 35H243V33H242ZM263 35V34H262ZM7 38H6V37ZM39 37V38H37V37ZM164 36H166L167 37V40H166V38H165V41H164ZM226 36V37H227ZM230 36H231V32H230ZM230 36H228V38L230 37ZM232 36H231V39H232ZM261 36V35H260ZM259 36V37H260ZM226 37H225V39H226ZM243 37V36H242ZM252 37V36H251ZM6 38V39H5ZM102 38H104V36L102 37ZM213 38V37H212ZM221 37L219 36L218 37V39H220ZM224 37L222 36V39H223ZM227 38V39H228ZM8 39H10L9 41H8ZM183 39V37L182 38H180V40L182 41V43L184 42V39ZM217 39V38H216ZM222 39L220 40L221 42H222ZM22 41L21 43L19 42V41ZM55 40V41H54ZM105 40V39H104ZM103 40V42H104V44L106 43V41H104ZM186 40V39H185ZM215 40V39H214ZM224 40V39H223ZM14 41V42H13ZM16 41H18V42H16ZM129 41V40H128ZM171 41V40H170ZM180 41V42H181ZM242 42H243V40H241ZM248 41V40H247ZM169 42V43H168ZM189 42V41H188ZM216 42V41H215ZM219 42V41H218ZM218 42H217V45L219 46V45H221L220 43L218 44ZM224 42V41H223ZM127 45H125L124 43V45H120V47H119V51L120 52H122V51H124V50H126V49H128V48H130V49H133L132 48V46H131V43L133 44V42H132V40H131V42L130 43H127V42H125ZM171 43V44H170ZM177 43H179V39H178V41H177ZM234 43V42H233ZM103 44V45H104ZM175 44V45H174ZM181 44V43H180ZM179 44V45H180ZM100 45H101V42H100ZM99 44H98V46H100ZM168 45H169V47H168ZM182 45V47L184 46V48H187V47H189L190 48V45L188 46V43H187V41H186V44H185V42L183 43V44H181ZM193 45H194V43H193ZM0 46H1V44H0ZM11 46V45H10ZM15 46V45H14ZM105 46V45H104ZM187 46V47H186ZM101 47V46H100ZM103 47V46H102ZM1 48H2V50H1ZM0 48V51L1 52H3L4 54L6 53V52H4V50L5 49H3V46ZM13 48V47H12ZM50 48V50H48ZM51 48H53V49H51ZM8 49V48H7ZM247 49V48H246ZM264 49V48H263ZM10 50V49H9ZM13 50V49H12ZM23 50V51H22ZM7 51V50H6ZM53 51V52H52ZM201 51V50H200ZM204 51V50H203ZM210 51H212V52H214L215 51V49H214V51H213V48L211 49V47H210ZM3 53H2V55H3ZM19 53H16V55L17 54H19ZM218 53V52H217ZM27 54V53H26ZM191 54V53H190ZM203 54H204V52H203ZM206 54L209 56V50L207 51V49H206ZM211 55L210 56H212V53H210ZM197 55H199V54H197ZM207 55H206V57L205 56H202V57H205V59L207 58ZM215 55V54H214ZM199 56H201V53H200V55ZM209 56V57H210ZM4 57V56H3ZM2 57V58H3ZM17 58H19L20 56L19 55H17L16 56ZM208 57V58H209ZM52 59H53V57H51ZM205 59H204V63L201 65V67H203L204 68V70L206 71V73H207V70L210 72L209 74H204V72H200L199 74H198V72L200 71V62L199 63H197L199 66H198V68L197 69H199V71L197 70V71H195V67H196V62L197 61H195V60H192V62H190V64H189V69L191 68V71L189 72L188 71V68H187V70L185 71V77H187L186 79H187V83L186 82H184L183 84L181 83L182 81H180V82H178L179 80L178 79H173L174 81L176 80V82H174L173 83V80H171L172 82H170V80H168L169 82H165V80H164V78L162 77V79H161V81H160V79H159V77L160 76H156L155 74L151 77V75H150V71L148 70V71H143L142 72V74L141 75H139V74H134L135 76H134V78H136V76L138 77H140V79H136V81H133V74L132 75H129V76H127V74H120L118 77L116 76V77H114V76H112L110 79H111V81H110V85H109V80L110 79H108L107 81H108V83L106 82V83H104V84H101L99 87H96V84L94 85V83H97V82H95V80H94V82H93V79H95V78H93L92 79V81H91V78L90 77H88V80H87V82L90 84V82H91V84L93 85V86H95V87H93V86H90L89 84H85L86 82H84V83H82V84H76L75 85V88H76V90H74V91H72L71 93H72V97L74 98V96H75V94H73V93H75L76 92V97L75 98H77V100L79 99V98H83V101L81 100V99H79V100H81V102H76V107L74 108L75 109V112H76V124H75V126H74V123L71 121V120H73L70 116H72V114L69 116L68 114H69V111L67 112L66 111V109H64V107L62 108V105L63 104H61L60 105V107H58V110L55 108L54 109V107H52L53 106V101H52V106L50 105V103H48L51 107H49V105H46V104H44V106L43 105H41L42 104V102H41V104H40V101H38V102H35L33 105L34 106H32L31 104L32 103H30V105L29 106H32L30 109H28V111H27V113H26V115H25V119H23V118H21L20 116H18L19 118L18 119H14V118H12V116L11 117H6V119L5 120H0V154H2V151H3V154H6V155H8V157H11V156H16L17 155V153L15 154L14 153V151L15 152H17L16 150H15V148L17 149V144H21V139H23L22 140V142L23 141H25L24 139L25 138H27L28 136L30 137V135H34L32 138H27V140L28 139H33L32 140V142H31V140H30V142H31V147L30 148H34L35 150H38V149H40L41 150V147L42 146H46L48 143H50V145H51V143L52 144H54V142H51L52 140H54V141H62V139H63V137L65 136V137H67L68 136V138H69V136H70V138H75V137H72V136H75L76 135V138H77V140H76V142L79 140V139H82V136L81 135H83V138L84 137H87V135H88V137H89V141H91V144L90 145H92L93 143H95V140H96V137L98 138V137H100V136H102V138L100 139V141L102 142V140H103V138L106 140V139H108V141H109V138L111 137V135H112V130L113 129H115V126H114V128H113V124L112 123H114L115 121L117 122H119V124H121L120 125V130H121V132H120V134L122 135V136H124V139L125 138H127V139H130V141L132 142H130L131 144L130 145H128L129 146V148L131 147L132 149L134 148H136V149H139V151H140V148H138L139 147V145L138 144H141L142 146H143V144L145 143V142H141V141H139L140 140V138L142 139V141H143V139H146V142H147V138H148V142H147V144L149 143V137L146 135V128L148 127L149 128V130H150V126H152L151 124L149 125V122L151 123V120L150 119H152V117H154V120L156 119L157 120V122H158V124H161L160 123V121L162 120V124H163V118H161V116H163L164 115V119H166L165 117H167V119H168V122L170 121V117L168 116V115H165V114H167L168 112H173L171 109L173 108V106L175 107V104L174 103H170V101H171V96L173 95V93L178 89L180 92H183V93H185L184 95H186V92L188 93L189 91H187L188 89H189V87H187V85L188 86H190V87H192V85H193V87L194 86H196L197 85V87H198V85L200 84V82L201 81H197V80H195L199 75V78L200 77H202L203 76V78L205 79V82H209V80H210V82L211 81H215V79H217V81H218V78L216 77V75H214L216 78H213V76L211 75V78L210 79H206V77L205 76H207V78L210 76V74H213L211 71H210V67L208 66V63H207V61H206V64H207V69L205 68ZM212 59V58H211ZM215 59V58H214ZM11 60H12V58H11ZM36 60V59H35ZM30 61H31V64L32 63H35L36 65L38 64L39 66L37 67V68H35V70L32 68L35 64H32L33 66L31 67L30 66ZM195 61V62H194ZM199 61H202V60H199ZM2 62V61H1ZM0 62V63H1ZM209 62L211 63V62H213V61H210V58H209ZM245 62H246V59H245ZM9 63H11V62H9ZM202 63V62H201ZM194 64V67L192 66ZM205 65V66H204ZM1 66V65H0ZM11 66V65H10ZM190 66H192V67H190ZM3 67V66H2ZM202 68V69H203ZM192 69H193V71H195L194 73H195V75H197V76H195V75H193L194 73H193V71H192ZM201 69V70H202ZM211 69H213V66L211 67ZM215 71V70H214ZM213 71V72H214ZM147 72V73H146ZM148 72H150L149 74H148ZM186 72H187V74H186ZM192 73V74H191ZM197 73V74H196ZM34 75L35 74H32V77H31V79H33V77H34ZM36 75H38V74H36ZM154 76H156V77H154ZM195 76V77H194ZM263 76V75H262ZM113 77H114V79H113ZM132 77V78H131ZM89 78H90V82H89ZM195 78V79H194ZM199 78H197V79H199ZM213 78V79H212ZM189 79V80H188ZM203 82H204V79H202V78H200ZM212 79V80H211ZM28 80V79H27ZM135 80V79H134ZM208 80V81H207ZM28 81H30V78H29V80ZM138 81V82H137ZM159 81V82H158ZM162 81H164V83L162 82ZM190 82V85L188 84L189 82ZM194 81V82H193ZM217 81H215V86H216V89H215V91L217 90L218 92H217V94L216 95H218V96H221V93H223V91L225 90H222V92L220 93V91H221V87H222V85H221V82H220V87L217 89V86H219V83L218 84H216V82ZM136 82V83H135ZM157 82V83H156ZM163 83V85H162V83ZM198 82V84H196ZM209 82V83H210ZM24 83H26V82H24ZM76 83H78V82H76ZM81 83V82H80ZM191 83H193L192 85H191ZM209 83H208V85H209ZM23 84V83H22ZM86 85V86H84V85ZM105 84H107V85H109V86H104ZM201 84H202V82H201ZM263 84V83H262ZM159 85V86H158ZM162 85V88L160 87ZM203 85H205L204 83H203ZM19 86V85H18ZM186 86V87H185ZM206 86H207V84H206ZM22 87H24L23 85H21L20 87H18V90L19 89H21L22 90ZM192 87V88H193ZM194 88H196V87H194ZM215 88V87H214ZM221 88V89H220ZM263 87L261 86V89H262ZM4 89H6V91H4V92H2ZM17 89V88H16ZM15 89V90H16ZM74 89V87H72V90ZM191 89V88H190ZM185 92H184V91ZM71 91V90H70ZM261 91V90H260ZM13 92V91H12ZM179 92V96L180 95H182V96H184L182 93H180ZM0 93V94H1ZM216 93V92H215ZM220 93V94H219ZM263 93V92H262ZM13 94V93H12ZM175 94V96L173 95V99L174 98H176V97H178L176 94H177V92H175L174 93ZM264 94V93H263ZM2 95V94H1ZM0 95V96H1ZM74 95V96H73ZM14 96V95H13ZM224 97H219V99H221L220 101H222V99H223ZM170 99V100H169ZM219 99L218 98H216V105L218 106V104H219V106H220V103L221 102H217V101H219ZM48 100V99H47ZM46 100V101H47ZM50 100V99H49ZM76 100V101H77ZM88 100V101H87ZM242 100V102H244L243 101V98L241 99ZM33 101V100H32ZM46 101H43V102H46ZM86 101V102H85ZM173 101V100H172ZM226 101H227V99H226ZM239 101V100H238ZM236 102V104H235V108H236V106H237V108H239V109H241L240 110V112H242L243 113V115L245 114L246 115V117H247V121L250 123H252V125L254 126H256V132H258L257 133V135L259 134V137L257 136V135H255V136H257V138H253V139H255V142H257L256 141V139L258 140V142H257V144L255 145H253L254 147L253 148H250V150L248 149V147H246L245 148V146H242L241 145V147L239 146L238 147V145H239V143H236L235 144V146H233V148L230 150L229 149V151L228 150H226V149H224V147H218V149H217V152L213 155V156H211V153H209V150H207L208 151V153L207 152H205L206 151V149L203 151V150H201L200 148L199 149H190V147H189V149H183V151H182V149H180L181 151H180V153L178 152V151H176V154L175 153H173V155H172V153H170L169 152V154L168 153H166V152H164L165 153V155H162V159H164L165 160V158H167V160L166 161H169V160H172L173 161V158H174V156L175 157H177V158H174V163L176 162L175 161V159H177L178 161H177V167L175 168L174 167V169H175V173H174V175L173 176H175V178L172 180L173 182H174V180L175 181H177V182H179L180 181V179L181 178H183V179H185L184 177H186V176H190V178H187L186 177V179H188L187 181L188 182H184L185 183V186L187 185V190H189V189H191V191L193 190V188H195L196 186H197V184L198 185H200V186H203V187H207V190H206V192L208 191L210 194H208L207 193V195H208V197H209V195L211 196V194L212 195H215V192L216 193H218L219 192V197L217 196V198H219V200H220V198L222 197H224V196H226V195H229L230 194V196H231V194L233 195V198H232V196H231V200L233 199H235L234 197H236V195H237V193H240L239 191H241V193H249V191H253V190H255L256 188V190L258 191H260L261 192V194H262V196H261V198H259V200H256V198H257V196H256V198L255 199H249V198H247V199H244L245 197L243 196V198H242V201H243V199H244V201H243V205L245 206V207H241L240 208V205H242V202L240 203L239 201H240V197L239 196H237L236 198H238L239 197V201L238 202H234L233 201V205H232V208H231V206H229L228 208H230L229 209V211H227L228 212V215H227V213L225 212V214H223V215H221V216H219L218 218H209L208 219V222H207V219H205L206 220V223H207V225H206V223L203 221L204 219L203 218H201L202 219V224H204V226L201 224V226H198V225H196V221L197 220H195V219H197L196 217L194 218V220H195V223L192 221V222H190V220L191 219H189V223L188 224H191L192 223V225L194 224V226H195V228H196V226H197V230H201V232H203L202 233V235H203V237H204V239L206 240H209V241H211V240H213L212 239V237L213 236H215L217 233V236L219 235V233H220V235H223V231L224 230H229L228 231V233L227 234H230L229 232H230V230H232V232H234V233H241V234H244V235H242V236H246V239H247V242L249 241L250 242V245L251 244H253V246H252V248L250 247V249L248 248V245H247V248H248V252H245V251H247L246 250V247H245V249H242V250H239V247H241V248H243L242 247V245L239 243V244H235L234 242H233V245L230 247V249H229V251H227L226 252V249H225V252L227 253V257L232 253V254H235V256L234 257H232V258H230V260H227L226 259V262H227V264H245L246 263V261L247 260H250V261H255V260H257L256 259V257H257V254L256 255H253L255 252H253V250L255 249V248H257V249H259V251H261V254H262V252H263V254H264V136H261V134L262 135H264V110L262 111H260V109L259 110H257V108L256 109H253V108H255V107H251V106H249L250 108H248L247 107V105H244L243 103H240L241 101H239V102ZM174 102V101H173ZM249 102V101H248ZM247 102V103H248ZM37 103V104H36ZM218 103V104H217ZM228 103V102H227ZM234 103V102H233ZM245 103H246V101H245ZM60 104V103H59ZM171 104H172V106H171ZM228 104H230V102L228 103ZM36 105V106H35ZM45 105L46 106H48V109L49 108H51L50 109V111L51 112H49V110H47V108L45 109ZM249 105V104H248ZM222 106V105H221ZM226 106H228L227 104H226ZM234 106V105H233ZM34 107V108H33ZM56 107H57V105H56ZM259 107V106H258ZM176 108V107H175ZM233 108V107H232ZM64 109V110H63ZM166 109H170V111H168L167 113H165V114H163V112H165L166 111ZM31 110V111H30ZM45 110V111H44ZM173 110H174V108H173ZM49 112V114H48V112ZM175 111V110H174ZM219 111V110H218ZM28 112H29V114H28ZM117 112H119V114H117ZM160 113H162L161 114V116H160ZM47 114V115H46ZM146 114V115H145ZM150 115V116H149ZM244 115V116H245ZM152 116V117H151ZM243 116V117H244ZM14 117V116H13ZM70 118H71V120H70ZM116 118L118 119V120H116ZM150 118V119H149ZM153 120V121H154ZM156 120H155V122H156ZM152 121V122H153ZM164 121H166V120H164ZM72 122V123H71ZM147 123H148V125H147ZM227 123L228 124H230V126L233 124L232 123V121H227ZM250 123V124H251ZM72 124H73V126H72ZM111 124H112V127H111ZM236 126L238 125V124H236V123H234ZM234 124H233V126H234ZM247 124V123H246ZM115 125V124H114ZM232 126V127H233ZM239 126V125H238ZM234 128V127H233ZM257 128H259V129H261L262 128V133L260 134L259 133V130L257 129ZM235 129H236V127H235ZM258 130V131H257ZM254 131V130H253ZM39 132H41V133H39ZM114 132H115V130H114ZM115 134V133H114ZM147 134H148V132H147ZM255 134V133H254ZM84 135H86V136H84ZM146 136V137H144V136ZM149 135H150V133H149ZM78 136H79V138H78ZM80 136H81V138H80ZM114 137V136H113ZM128 137H130V138H128ZM260 137H262V139L260 138ZM68 138H66V139H68ZM61 139V140H60ZM126 139V140H127ZM150 139H151V137H150ZM74 140V139H73ZM93 140H94V142H93ZM111 140H112V137H111ZM110 140V141H111ZM29 141V140H28ZM57 141H56V143L55 144H57ZM98 141H99V139H98ZM139 141V142H138ZM151 141V140H150ZM20 142V143H19ZM70 142H71V140H70ZM80 142V141H79ZM93 142V143H92ZM66 143V142H65ZM253 143V142H252ZM55 144L53 145V146H55ZM61 145V143L59 142L58 143V145ZM77 144L78 143H76V147H77ZM103 144H107L106 142L104 143L103 142ZM102 144V145H103ZM113 144V143H112ZM22 145V144H21ZM49 145V144H48ZM57 145V146H58ZM59 145V146H60ZM94 145V144H93ZM109 145L111 146V142L109 143ZM141 145H140V147H141ZM145 145V144H144ZM19 146V145H18ZM104 146V145H103ZM133 146V147H132ZM252 146V145H251ZM20 147L21 146H19L18 148L20 149ZM44 147H42V149L44 148ZM48 147V146H47ZM46 147V148H47ZM106 147V146H105ZM109 147V146H108ZM51 148V147H50ZM104 148V147H103ZM131 148L129 149V150H131ZM185 148V147H184ZM187 148V147H186ZM197 148V147H196ZM6 150V153L4 152L5 150ZM216 149H215V151H216ZM2 150V151H1ZM33 150V149H32ZM34 150V151H35ZM88 150V149H87ZM252 150V151H251ZM138 151V150H137ZM141 151H143V150H141ZM37 152L38 151H36L35 152V154H37ZM87 152H89V150L87 151ZM90 152H91V148H90ZM130 152H132L133 153V151H130ZM136 152V151H135ZM172 152V151H171ZM18 153L19 154H21V152H19L18 151ZM131 153V154H132ZM213 153V152H212ZM126 154L127 155H130V153L128 154L127 152H126ZM141 154V153H140ZM166 154H168V155H166ZM172 155V156H171ZM21 156V155H20ZM135 156V154H133V157ZM163 156H165V158L163 157ZM168 156V157H167ZM169 156H170V158H169ZM3 157H6L5 155L3 156ZM138 157L140 158V156H139V152H138ZM131 158V157H130ZM13 159V158H12ZM141 159V158H140ZM170 162V161H169ZM121 164H123V163H120V165ZM170 164V163H169ZM173 163L171 162V165H172ZM139 165V164H138ZM170 165V166H171ZM175 165V164H174ZM169 166V167H170ZM128 167V165L126 166L125 165V167H124V170L126 169ZM130 167V166H129ZM128 167V168H129ZM131 167H133V166H131ZM139 167V166H138ZM142 167V166H141ZM164 167H165V165H164ZM172 167V166H171ZM134 172H132V174H130V175H132L133 177H135L134 175H135V172H136V170H137V173L139 172V173H141V170L139 171V168H136L135 166H134ZM163 168V167H162ZM204 168V169H203ZM114 169V168H113ZM120 171L123 169V167H121V168H118ZM130 169V168H129ZM133 169V168H132ZM132 169H130V170H128L127 172L129 173V172H131V170ZM206 169V170H205ZM169 170H170V168H169ZM200 170H202V172L200 171ZM205 170V171H204ZM133 171V170H132ZM203 171H204V173H203ZM170 172H172V171H170ZM136 173V174H137ZM138 173V174H139ZM146 173V172H145ZM144 173V174H145ZM201 173H202V175H201ZM134 174V175H133ZM201 176H200V175ZM141 175V174H140ZM143 175V174H142ZM149 175V174H148ZM147 175V176H148ZM162 175V174H161ZM160 175V177H161V179H163V177ZM166 175H167V173H166ZM199 175V176H198ZM101 177V176H100ZM99 177V178H100ZM132 177V179H134ZM145 177V176H144ZM154 177H155V175H154ZM157 177V176H156ZM78 178V177H77ZM131 178V177H130ZM143 178V177H142ZM142 178H139V179H142ZM151 178H153V176L151 177ZM158 178V177H157ZM150 179V178H149ZM156 179V178H155ZM160 179V178H159ZM167 179H169L168 177H167ZM71 180V179H70ZM73 180V182H74V179H72ZM106 180V179H105ZM182 180V179H181ZM198 180H199V183H198ZM84 181V180H83ZM169 181V180H168ZM19 182V181H18ZM17 182V183H18ZM69 179H68V184H69ZM72 182V183H73ZM86 182V181H85ZM87 182H88V180H87ZM104 182V181H103ZM166 182V181H165ZM170 182H171V180H170ZM145 184H146V182H144ZM157 183V182H156ZM158 183H160L159 182V180H158ZM181 183V182H180ZM20 184V187L19 186H17L18 187V190L20 189V191L19 192H21V193H23V194H25L26 193V191L24 192V190L26 189L27 190V193H28V190L30 189V188H26L25 187V184H24V182H23V184H22V182H20L19 183ZM18 184V185H19ZM70 184H71V182H70ZM75 184V183H74ZM84 183L83 182H81L80 183V181L77 179V181H76V187L74 188L75 189V191H76V196H78V194H80L79 192V190H82L83 189V191H81V193L82 194H80V195H82V197L80 196L79 198H85V197H83L85 194H87L88 193V197L91 195V196H93L94 197V199H95V197H97L95 200H94V202L95 201H97V199L99 198V196L98 195H94V193L96 192H92V188L93 187H91V189L89 190V191H91L90 192V195H89V192H88V189L89 188H87L86 187V185H85V187L87 188V190H86V188L84 187V185H83ZM86 184V183H85ZM82 185H83V187L84 188H82ZM158 185V184H157ZM160 185V184H159ZM166 185V184H165ZM172 185V184H171ZM196 185V186H195ZM27 186V185H26ZM30 186V185H29ZM71 186H73L74 187V185H71ZM156 186V185H155ZM170 186V185H169ZM25 187V188H24ZM72 187V188H73ZM203 187H202V189H203ZM216 187H219V189H216V190H218V191H215V189L214 188H216ZM159 188H161V187H159ZM197 188V187H196ZM196 188H195V190H196ZM198 188H199V186H198ZM5 189V191H6V189L7 188H4ZM23 191H22V190ZM84 189H85V192H84ZM142 189V188H141ZM185 189H186V187H185ZM214 189V190H213ZM253 189V190H252ZM31 190V189H30ZM200 190H201V188H200ZM3 191V190H2ZM72 191H73V189H72ZM100 191V190H99ZM99 191H98V194H99ZM141 191V190H140ZM184 191V189L182 190V192ZM211 191H213V192H211ZM4 192V191H3ZM166 192V191H165ZM187 192V191H186ZM205 192V191H204ZM251 192H250V194H251ZM33 193V191L32 192H29L28 194H32ZM142 193V192H141ZM167 193V192H166ZM189 193V192H188ZM240 193V194H241ZM248 193H247V196H248ZM259 193V192H258ZM38 194V193H37ZM101 194V193H100ZM104 194V193H103ZM128 194L129 195H131L129 192H128ZM138 194H139V192H138ZM168 194H170V193H168ZM187 194V193H186ZM205 194V193H204ZM5 195V194H4ZM25 195H27V194H25ZM36 195V194H35ZM141 195L142 194H140V198H141ZM201 195V194H200ZM1 196V195H0ZM31 196H33V194L31 195ZM41 197H42V195H40ZM121 196V195H120ZM139 196V195H138ZM137 196V197H138ZM144 196H146V195H144ZM161 196H163V194H161ZM246 196V197H247ZM251 196V195H250ZM2 197H4L3 195H2ZM27 197H28V195H27ZM30 197V196H29ZM35 197V196H34ZM32 197V198H30V199H32V200H35L36 199V201H35V203H33L34 201H32L31 203L32 204H35V210H36V213L37 212H39V214H38V216L40 217V218H38L39 220L41 219H43V220H49V222L51 223V221H50V219H54L55 217H54V215L53 216H51V214H50V217L51 218H49L48 216L49 215H46L45 216V212L46 211H44V212H42V213H44V215L42 216V214H41V212L40 211H38V209H40V208H38V204H40V203H42V202H40L41 201V199L42 198H38V196L37 197ZM44 197V196H43ZM106 197V196H105ZM133 197V196H132ZM135 197H136V195H135ZM143 197V196H142ZM170 197V196H169ZM172 197V196H171ZM205 197V196H204ZM212 197V196H211ZM210 197V198H211ZM216 197V196H215ZM214 196H213V200H214V198H215ZM242 197V196H241ZM253 197H255V196H253ZM252 197V198H253ZM5 198H6V196H5ZM87 198V197H86ZM86 198H85V203L86 202H88V200H86ZM126 198V197H125ZM161 198V197H160ZM168 198V197H167ZM167 198H166V195H165V197H164V199H165V201L163 202V203H161V199H158V201L157 202H159V205H156V204H152V200H151V203L150 204H148V201H147V198L145 199V200H143V201H147V206H145V204H146V202H139L138 200V204H140V205H142L143 203H144V206L145 207H143V205L141 206L142 207V210L140 209L141 207L138 205V207H139V211H143V208L145 209H148V210H144V212H145V214H146V211H147V213L148 214H146L145 215V221H143V222H146V217L148 218H150V216H152V218H156V220H157V218H158V216H156V215H158L159 214V216H160V212H162V211H164V210H161L162 208H166V205H167V210H168V203H169V199H168V202H167ZM202 198V197H201ZM207 198V197H206ZM205 198V199H206ZM210 198H208V199H210ZM3 199V198H2ZM7 199V198H6ZM89 199V201L92 199L91 197L90 198H88ZM144 199V198H143ZM162 199H163V197H162ZM202 199H204V198H202ZM224 199V198H223ZM229 200H230V198H228ZM228 199L226 200V202H228ZM1 200V199H0ZM37 200H40L39 201V203L37 202ZM93 200V199H92ZM106 200V199H105ZM123 200V199H122ZM127 200V199H126ZM133 200V199H132ZM172 200V199H171ZM174 200V199H173ZM238 200V199H237ZM236 200V201H237ZM256 200V201H255ZM5 201H7V200H1L0 202H5ZM31 201V200H30ZM43 201V200H42ZM107 201V200H106ZM105 201V202H106ZM117 201V200H116ZM130 201V200H129ZM155 201V202H156ZM202 201V200H201ZM205 200H203V202H204ZM216 201H217V199H216ZM216 201L214 202V203H216ZM223 201V200H222ZM222 201H220V202H222ZM225 201V200H224ZM36 202L38 203L37 205H36ZM131 202V201H130ZM156 202V203H157ZM166 202H167V204H166ZM211 202H212V199H211ZM85 203H83V205H85ZM91 203H92V201H91ZM91 203H86V204H91ZM100 203V204H99ZM101 203H102V206H101ZM108 203V202H107ZM115 203V202H114ZM125 203H127V202H125ZM134 203L136 204L137 202L136 201H134ZM133 202H132V205L134 204ZM223 204H224V202H222ZM237 203L238 204H240L239 205V208H238V205H237ZM1 204V203H0ZM6 204V203H5ZM93 204H95V203H93ZM97 204V203H96ZM103 204H104V201H102V200H100V202H98V204H97V206H96V208H95V210L93 211V212H87L88 213V215L91 213L93 216H95V218L94 219H96L97 218V216H96V214H99V216H100V211H102V209H103V207L105 206H103ZM158 204V203H157ZM162 204H166L165 206L164 205H162ZM171 204V203H170ZM217 204H218V202H217ZM236 204V205H235ZM4 205V204H3ZM2 204H1V206H0V208L3 206ZM129 205V204H128ZM173 205H175V204H173ZM215 205V204H214ZM228 205H229V203H228ZM242 205V206H243ZM37 206V207H36ZM40 206L42 207V204H40ZM89 206V205H88ZM95 206H93V207H95ZM108 206V207H107ZM107 206H105V207H107L106 209L108 210H110L111 208H110V205H109V203L107 204ZM134 206V205H133ZM161 206H164V207H161ZM177 206V205H176ZM234 206L236 207V208H234ZM31 207H32V205H31ZM34 207H33V210H34ZM60 207H62V206H60ZM102 207V209H100ZM128 207V206H127ZM136 207V205L134 206V208ZM211 207V206H210ZM58 207H56V213H54V214H57V211H59V213H60V215L59 216H61L62 215V219L60 220V222L62 223H60L61 225H62V227H63V232H64V230H66V228H68L67 229V233H68V230L70 229V233H68V234H70L71 235V230L73 229H71V227H72V221H73V226H74V222H76L75 221V214L77 215V213H73L72 212V216H73V214H74V216L72 217V221H71V227H70V222H69V219H71V215H70V213H71V211L72 210H68L67 212H65L64 214H62L64 211L63 210H65L66 211V209H64L63 207H62V209L61 208H58ZM172 208H173V206H172ZM175 208V207H174ZM178 208V207H177ZM187 208H189V210H190V207H187ZM223 208V207H222ZM225 208L226 209H228L226 206H225ZM224 208V209H225ZM43 209V208H42ZM60 209L62 210V213L60 212ZM85 209H86V207H85ZM85 209H84V211H85ZM90 208H88L87 210H89ZM114 209V208H113ZM136 210L134 211V213L137 211V213H138V216H139V214H140V212L137 210L138 208H135ZM170 209H171V207H170ZM218 209V208H217ZM223 209V210H224ZM18 210V209H17ZM17 210H15V211H12V210H10V211H8V212H0V230H4V228H7V231L9 230V229H11L12 227L10 226L9 227V225H15V228H16V225H18L19 226V223L21 222L20 221V215H19V212H17ZM35 210L33 211V213H35ZM91 210V209H90ZM130 210V209H129ZM176 210V209H175ZM178 210V209H177ZM189 210H188V212H189ZM54 211H55V209H54ZM103 211H104V209H103ZM113 211V210H112ZM121 211H123V210H121ZM172 211V210H171ZM32 212V211H31ZM68 212H70V213H68ZM94 212H95V214H94ZM99 212V213H98ZM107 212H109V211H107ZM131 212V211H130ZM177 212V211H176ZM184 212V211H183ZM196 212V211H195ZM24 212H22V214H23ZM32 214L33 215V218H34V215L36 216V217H38L37 216V214ZM53 213V212H52ZM125 213H127L128 214V212H126L125 211ZM132 213V212H131ZM137 213H135L136 214V216L133 214V216H134V218L136 219V225H137V220H138V218H137ZM158 213V214H157ZM192 213V212H191ZM199 213H201V212H199ZM216 213V212H215ZM219 213V212H218ZM217 213V214H218ZM230 213V214H229ZM20 214H21V212H20ZM21 214V215H22ZM46 214H47V212H46ZM48 214H49V212H48ZM68 214V215H67ZM85 214H86V212H85ZM91 214H90V218H89V216L86 214V216L89 218V219H91L92 218V216H91ZM102 214V213H101ZM144 214V213H143ZM162 214L163 213H161V216H162ZM171 214V213H170ZM186 214V213H185ZM209 214H212L211 213V211H210V213ZM31 215V216H32ZM57 215V216H58ZM63 215H66L67 217H64ZM117 215H119V214H117ZM153 215H155V216H153ZM182 215H184V213L182 214ZM200 215V214H199ZM214 215V214H213ZM23 216V215H22ZM79 216V215H78ZM124 216H125V214H124ZM133 216H131L132 218H133ZM166 216V215H165ZM168 216V215H167ZM173 215H171V217H172ZM217 216V215H216ZM35 217V218H36ZM44 217V218H43ZM48 217V218H47ZM63 217H64V221H63ZM169 217H170V215H169ZM184 217V216H183ZM200 217V216H199ZM206 217V216H205ZM23 218V217H22ZM67 218H69V219H67ZM81 218V217H80ZM119 218V217H118ZM143 218V217H142ZM168 218V217H167ZM187 218V217H186ZM74 219V220H73ZM79 219V218H78ZM98 219V218H97ZM135 219H133V220H135ZM144 219V218H143ZM163 219V218H162ZM162 219H161V221H162ZM173 219V218H172ZM178 221L179 222H181L183 219H182V217H181V219H180V216H178ZM199 219L200 218H198V221H199ZM200 219V220H201ZM57 220V219H56ZM66 220H67V222H66ZM77 220V219H76ZM88 220V219H87ZM140 220H141V218H139V223L140 224H142V220H141V222H140ZM148 220V219H147ZM160 220V219H159ZM170 220H171V218H170ZM175 220V219H174ZM184 220H185V217H184ZM54 221V220H53ZM59 221V220H58ZM57 221V222H58ZM81 221V220H80ZM91 221H92V219H91ZM122 221V220H121ZM177 221V220H176ZM198 221H197V223H198ZM44 222V221H43ZM90 222V221H89ZM89 222H88V224H89ZM94 222V221H93ZM127 222V221H126ZM157 223H158V221H156ZM184 222V221H183ZM50 223H48V225L51 227L52 226V223H51V225H50ZM78 223V222H77ZM86 223H87V221H86ZM91 223V222H90ZM138 223V224H139ZM173 223V222H172ZM178 223V222H177ZM21 224V223H20ZM42 224V223H41ZM40 223H39V225H41ZM68 224V225H67ZM92 224V223H91ZM134 224V223H133ZM160 224H161V222H160ZM186 224H187V222H186ZM208 224L210 225V227H207L208 226ZM213 224V225H212ZM216 224V225H215ZM42 225H44V224H42ZM64 225H66V228H64ZM84 225V224H83ZM149 225V224H148ZM168 225V224H167ZM172 225V224H171ZM175 225V224H174ZM192 225H187V227H186V225H184V227L186 228V230L188 231L189 230V232L191 231V227L192 228H194V226H192ZM45 226V225H44ZM69 226V227H68ZM78 226V225H77ZM90 226V225H89ZM98 226H99V224H98ZM139 227H140V225H138ZM170 226V225H169ZM179 226L181 227V225L179 224ZM59 227V226H58ZM79 227H80V225H79ZM85 227V226H84ZM165 227V226H164ZM175 227H176V225H175ZM19 228H21V226H19ZM47 228V227H46ZM56 228H57V226H56ZM83 228V227H82ZM126 228V227H125ZM129 228V227H128ZM137 228V227H136ZM184 228V229H185ZM195 228L193 229L194 231H195ZM38 229H41V228H38ZM42 229H43V227H42ZM41 229V230H42ZM49 229V228H48ZM131 229V228H130ZM139 229H141V228H139ZM179 229V228H178ZM20 230V229H19ZM50 230V229H49ZM84 230V229H83ZM88 230H90V229H88ZM144 230V229H143ZM185 230V231H186ZM192 230V231H193ZM196 230V232H198L199 233V231H197ZM213 230H215V231H213ZM6 231V230H5ZM6 231V232H7ZM12 231V230H11ZM17 231V230H16ZM16 231H15V233H16ZM46 231V230H45ZM172 231H173V229H172ZM182 231V230H181ZM186 231V232H187ZM191 231V233L193 234V232ZM50 232V231H49ZM72 232H73V230H72ZM134 232V231H133ZM137 232V231H136ZM134 233L133 234V236H132V234H130V236L131 237H129V240H127V237H126V240H127V242H129L130 243V238H131V241L133 242L134 240V236L136 235L137 236V234H139L138 232L137 233ZM180 232V231H179ZM179 232H178V234H179ZM184 232V231H183ZM221 232H223L222 234H221ZM5 233V232H4ZM129 233V232H128ZM146 233V232H145ZM176 233V232H175ZM0 234H2L1 232H0ZM14 234V233H13ZM18 234V233H17ZM125 234V233H124ZM170 234V233H169ZM174 234V233H173ZM178 234H176V235H178ZM184 234H186V233H184ZM192 234H189L188 235V237L189 236H191ZM3 235V234H2ZM29 235V234H28ZM27 235V236H28ZM70 235H69V237H70ZM171 235V234H170ZM176 235H175V237H176ZM1 236V235H0ZM13 236V235H12ZM17 236V235H16ZM16 236H15V238H16ZM125 236H127V235H125ZM129 236V235H128ZM138 236H140V235H138ZM137 236V237H138ZM179 236V235H178ZM192 236H194V234L192 235ZM199 236V235H198ZM229 236V235H228ZM240 236V235H239ZM241 236V237H242ZM2 237V239H1V241H3L4 240V242L2 243V246H3V248H6L7 250V252L5 253V256L3 257L2 255H0V256H2V257H0V260H2V259H7V260H10V258L11 257H13V256H15L16 255V251H17V249L15 250V246H17L18 247V244H20L19 242H18V244L16 243V245H14L13 244V239H11L10 237H11V233H7V234H4L3 236H1ZM25 237V236H24ZM170 237V236H169ZM172 237H173V235H172ZM188 237H186V238H188ZM219 237V236H218ZM17 238H18V236H17ZM22 238V237H21ZM140 238V237H139ZM141 238H142V236H141ZM145 238V237H144ZM179 238V237H178ZM181 238V237H180ZM190 238V237H189ZM194 238V237H193ZM192 238V241L194 240ZM211 238V239H210ZM229 238H231V237H229ZM235 238V237H234ZM231 239V242H232V240H236V239H238V236L235 238V239ZM29 239V238H28ZM28 239L26 240V239H24V240H26L25 242H27L28 241ZM136 239H138V238H136ZM151 239V238H150ZM183 239V238H182ZM182 239H178V241H180V240H182ZM196 239H198L197 237H196ZM218 240H219V238H217ZM242 239V238H241ZM240 239V240H241ZM63 240H64V238H63ZM124 240H125V237H124ZM144 240V239H143ZM146 240V239H145ZM189 240V239H188ZM226 241H227V243H228V239H227V235H226V239H225ZM61 241V240H60ZM76 241V240H75ZM82 241V240H81ZM136 241V240H135ZM177 241V242H178ZM191 241V240H190ZM195 241V240H194ZM193 241V242H194ZM217 241V240H216ZM239 241V240H238ZM56 242V241H55ZM79 242V241H78ZM96 242V241H95ZM201 242H202V240H201ZM212 242V241H211ZM229 242H230V239H229ZM237 242V241H236ZM240 242V241H239ZM242 242V241H241ZM245 242H246V240H245ZM64 243H66V242H63V244ZM142 243V242H141ZM197 243V242H196ZM199 243V242H198ZM219 243V242H218ZM220 243H222V242H220ZM219 243V245H220V247H221V245L222 244H220ZM23 246H22V248L23 249H26L27 247L25 246V243H24V241H23ZM77 244V243H76ZM96 244H97V242H96ZM133 244H136V243H132V244H130V245H132L133 246ZM173 244V243H172ZM187 244V243H186ZM205 244V243H204ZM208 245H209V243H207ZM55 245H56V243H55ZM162 245V244H161ZM193 245H195V242H194V244ZM218 245V246H219ZM223 245H225V241H224V244ZM241 245V246H240ZM245 245V244H244ZM249 245V246H250ZM28 246V245H27ZM106 246H107V244H106ZM113 246V245H112ZM130 247V248H132L133 249V247ZM196 246H197V244H196ZM201 246V245H200ZM210 246H211V243H210ZM238 247V250H236L235 248H237ZM51 247V246H50ZM128 247V246H127ZM138 247V246H137ZM137 247H134V249L136 248L137 249ZM199 247V246H198ZM216 247H217V244H216ZM225 246H223V247H221L222 249L224 248ZM21 248V247H20ZM52 248H53V246H52ZM110 248H111V245H110ZM115 248V247H114ZM144 248V247H143ZM156 248V247H155ZM182 247L180 246V249H181ZM185 248V247H184ZM197 248V247H196ZM200 248V247H199ZM199 248H197V249H199ZM204 248V247H203ZM211 248V247H210ZM2 249V248H1ZM27 249H29V246H28V248ZM48 250H49V248H47ZM135 249V250H136ZM175 249V248H174ZM178 249V248H177ZM179 249V250H180ZM189 249H192V248H189ZM188 249V250H189ZM194 249V248H193ZM208 249V248H207ZM212 249H213V247L211 248V250L210 251H212ZM222 249H220V250H222ZM257 249H255V250H257ZM22 250V249H21ZM53 250V249H52ZM128 250V249H127ZM137 250H139V249H137ZM163 250V249H162ZM169 250V249H168ZM202 250V249H201ZM201 250H199V251H197V252H200V254H201ZM219 250V249H218ZM251 250V251H250ZM254 250V251H255ZM263 250V251H262ZM4 251V250H3ZM19 251V250H18ZM56 251V250H55ZM112 251H114V250H112ZM175 251V250H174ZM174 251H173V254H174ZM184 251V250H183ZM182 250H181V252H183ZM186 251H187V249H186ZM242 251H244V252H242ZM26 252H27V250H26ZM25 252V250H24V254L26 253ZM31 252V251H30ZM50 252H51V250H50ZM79 252V251H78ZM133 252V251H132ZM132 252H130V253H132ZM155 252V251H154ZM166 252V251H165ZM179 252V251H178ZM177 252V253H178ZM185 252V251H184ZM191 252V251H190ZM214 252H215V249H214ZM213 252V253H214ZM249 252H253L252 253V257H251V254H248ZM256 252H258V251H256ZM71 253H72V251H71ZM74 253V252H73ZM110 253H112V252H110ZM137 253V251H135V254ZM176 253V252H175ZM194 253V252H193ZM206 253H207V251H206ZM205 253V251H204V255L205 256H207V254ZM212 253V252H211ZM222 253H223V251H222ZM228 253H229V255H228ZM260 253V252H259ZM20 254H21V251H20ZM29 254V253H28ZM68 254V257H69V254H70V252L69 253H67ZM66 254V255H67ZM87 254V253H86ZM128 254V253H127ZM150 254V253H149ZM161 254V253H160ZM199 254V255H200ZM217 254V253H216ZM231 254V255H232ZM244 254V255H243ZM248 254V256H246L245 257V255H247ZM262 254V256H263V258H264V255ZM35 255V254H34ZM51 255V254H50ZM75 255V254H74ZM106 255H107V253H106ZM131 255V254H130ZM167 255V254H166ZM170 255V254H169ZM178 255V254H177ZM199 255H198V257H199ZM260 255V254H259ZM59 256V255H58ZM61 256V255H60ZM62 256H63V254H62ZM71 256V255H70ZM84 256V255H83ZM129 256V255H128ZM132 256V255H131ZM145 256V255H144ZM143 255H142V259H146V256L144 257ZM158 256V255H157ZM156 256V257H157ZM168 256V255H167ZM179 256V255H178ZM177 256V258H178V261H180L179 260V257ZM204 256V258H202V259H207V257H211V255L209 256H207V257H205ZM215 256V255H214ZM217 256V255H216ZM17 257H18V255H17ZM75 257V256H74ZM133 257H134V259L136 260V258H135V256L133 255ZM137 257H138V255H137ZM161 257H163V256H161ZM220 257V256H219ZM226 257V258H227ZM240 257V258H239ZM259 257V256H258ZM260 257H261V255H260ZM9 258V259H8ZM43 258V257H42ZM50 258V257H49ZM54 258H55V256H54ZM58 258V257H57ZM65 258H66V256H65ZM64 258V259H65ZM97 259H98V257H96ZM132 258V257H131ZM158 258V257H157ZM167 258V257H166ZM164 259V262L165 263H169V262H167V259ZM174 258V257H173ZM175 258H176V255H175ZM193 258H194V256H193ZM196 258H197V256H196ZM213 258V257H212ZM218 258V257H217ZM244 258H245V260H244ZM249 258V259H248ZM251 258V259H250ZM252 258H253V260H252ZM18 259V258H17ZM17 259H16V262H17ZM21 259V258H20ZM19 259V260H20ZM32 259V258H31ZM44 259V258H43ZM47 259V258H46ZM60 259V264H62V262H61V258H59ZM70 259H71V261H72V263H74L73 262V257H70ZM109 259V258H108ZM130 259V258H129ZM134 259H132V264L135 262H133V260ZM138 259V258H137ZM200 259H201V257H200ZM206 259H205V262H204V264L206 263ZM215 259V258H214ZM214 259H212V260H214ZM218 259H220V258H218ZM247 259V260H246ZM260 259H262V258H260ZM259 259V260H260ZM33 260H35L34 258H33ZM58 260V259H57ZM151 260V259H150ZM150 260H148V261H150ZM160 260H162V258L160 259ZM160 260H158V261H160ZM172 260H174V259H172ZM11 261V260H10ZM14 261V260H13ZM39 261V260H38ZM70 261V260H69ZM75 261V260H74ZM115 261V260H114ZM125 261V260H124ZM141 261H143V260H141ZM144 261H146L147 262V259L146 260H144ZM168 261H170V259H168ZM178 261H177V264H178ZM200 261V260H199ZM202 261V260H201ZM208 261H209V259H208ZM223 261H224V258H223ZM43 262V261H42ZM45 262V261H44ZM66 262H68V260L66 261ZM76 262V261H75ZM89 262V261H88ZM98 262V261H97ZM113 262V261H112ZM116 262V261H115ZM131 262V259H130V261H129V263ZM156 262H157V260H156ZM161 262V264H162V261H160ZM181 262V261H180ZM195 262V261H194ZM203 262V261H202ZM201 262V263H202ZM213 261H211V263H212ZM216 262V261H215ZM214 262V263H215ZM225 262V263H226ZM258 262V261H257ZM264 262V261H263ZM1 263V262H0ZM48 263V262H47ZM46 263V264H47ZM64 263V262H63ZM105 263V262H104ZM125 263V262H124ZM137 263V262H136ZM145 263V262H144ZM173 263V261L171 262V264ZM183 263V262H182ZM260 263V262H259ZM16 264V263H15ZM33 264V263H32ZM35 264V263H34ZM37 264V263H36ZM39 264V263H38ZM49 264V263H48ZM68 264H69V262H68ZM79 264V263H78ZM82 264V263H81ZM93 264V263H92ZM111 264V263H110ZM113 264V263H112ZM157 264H158V262H157ZM164 264V263H163ZM219 264H220V262H219ZM223 264V263H222ZM253 264H255L254 262H253ZM258 264V263H257Z\"/></svg>",
    "mask_w": 264,
    "mask_h": 264
}]
</instances>
